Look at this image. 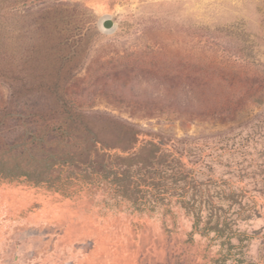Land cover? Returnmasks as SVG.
I'll return each instance as SVG.
<instances>
[{
    "label": "rangeland",
    "instance_id": "rangeland-1",
    "mask_svg": "<svg viewBox=\"0 0 264 264\" xmlns=\"http://www.w3.org/2000/svg\"><path fill=\"white\" fill-rule=\"evenodd\" d=\"M54 8L83 40L36 68ZM57 99L133 148L54 167L24 140ZM0 153L47 174L0 175V264H264V0H0Z\"/></svg>",
    "mask_w": 264,
    "mask_h": 264
},
{
    "label": "trees",
    "instance_id": "trees-1",
    "mask_svg": "<svg viewBox=\"0 0 264 264\" xmlns=\"http://www.w3.org/2000/svg\"><path fill=\"white\" fill-rule=\"evenodd\" d=\"M42 20L39 26L40 42L37 46L39 50H45L46 55L36 51L37 55L30 57L29 62L31 64L32 62L36 63V68L43 64H52L54 67L59 66L64 60H67V52L74 50L77 52L83 36L74 32L78 27L76 20L67 18L62 10L54 8ZM35 78L37 79L38 76H35ZM33 89L30 88V90ZM18 92H21V90H18ZM35 108L38 109L37 112L30 114V120L32 121L30 123L33 124L34 129L31 131V136L28 137L29 140L24 141L25 144L31 145V148L33 147L41 153L44 152L43 154L52 159L53 162L55 161L53 163L54 167L65 164H77L85 168H91L90 170L85 169L87 174L90 175L89 171L94 172L92 165L96 162L113 157L122 158L126 156L123 152L129 153V150L133 148L131 146L123 148L110 144L111 140L101 138L100 133L95 132V126L92 123L86 121L83 116L73 114L68 110L71 109V106L65 101L54 100V107L49 108L45 112L39 111L38 107ZM154 144L160 147L163 145L160 141L157 142L153 139L142 142L145 147H151ZM3 156L0 153V175L4 178L15 177L22 173H26V175L27 173H32L33 176L40 179L39 181H42L45 179L43 176H47L42 171L29 172L28 170H19L18 166L15 170H8L5 167L6 163ZM16 157L14 158L16 159ZM16 161L18 160L14 162L17 163ZM163 171L166 170L159 169V167L152 169V165L132 168V171H128L129 175L125 176L127 178H124L127 181L122 184L124 193L137 197L138 191L145 187L157 185L155 176L159 175V179H163L162 176L166 173ZM117 176L120 177L118 173ZM157 186H155V189L165 193L163 189H166L168 184L164 182L163 188Z\"/></svg>",
    "mask_w": 264,
    "mask_h": 264
},
{
    "label": "water",
    "instance_id": "water-1",
    "mask_svg": "<svg viewBox=\"0 0 264 264\" xmlns=\"http://www.w3.org/2000/svg\"><path fill=\"white\" fill-rule=\"evenodd\" d=\"M100 25L106 30H112L115 27L114 21L109 17L103 20L102 22L100 21Z\"/></svg>",
    "mask_w": 264,
    "mask_h": 264
},
{
    "label": "bare ground",
    "instance_id": "bare-ground-1",
    "mask_svg": "<svg viewBox=\"0 0 264 264\" xmlns=\"http://www.w3.org/2000/svg\"><path fill=\"white\" fill-rule=\"evenodd\" d=\"M106 18H108V16H107V15H103V16L101 17L100 21L102 22V21L105 20Z\"/></svg>",
    "mask_w": 264,
    "mask_h": 264
}]
</instances>
